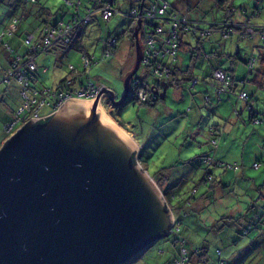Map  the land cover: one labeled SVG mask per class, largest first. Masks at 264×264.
Masks as SVG:
<instances>
[{"label": "water", "instance_id": "water-1", "mask_svg": "<svg viewBox=\"0 0 264 264\" xmlns=\"http://www.w3.org/2000/svg\"><path fill=\"white\" fill-rule=\"evenodd\" d=\"M139 25L123 95L105 91L114 108L141 62ZM161 87L151 92L163 99ZM44 118H31L0 147V264H124L168 236L162 192L98 97L67 99L37 126Z\"/></svg>", "mask_w": 264, "mask_h": 264}, {"label": "rangeland", "instance_id": "rangeland-1", "mask_svg": "<svg viewBox=\"0 0 264 264\" xmlns=\"http://www.w3.org/2000/svg\"><path fill=\"white\" fill-rule=\"evenodd\" d=\"M117 1L119 6L122 0ZM165 1L172 4L177 0ZM259 1L262 13L252 19V22L257 25L264 24V0ZM41 2L50 8L54 14L56 13L57 16L63 15L64 20L69 18L72 11L70 5H68L69 3L66 4L67 6L63 4L64 0H41ZM243 4L246 8L251 7L252 0H235L233 3L234 6ZM123 7L124 9L122 10L124 12V10H127V6L123 4ZM214 11H216V16L219 17L221 15V11ZM61 12L64 13L61 14ZM213 15L214 13L207 9L204 16L205 22H209ZM95 19L96 21L89 24L85 29L84 44L89 53L99 56L101 49L98 38L104 36L106 31L115 30L119 32L123 30L128 20L119 14L113 16L109 22ZM9 23L10 7L8 1L0 0V28L8 26ZM21 27L23 28V25ZM20 39L19 41L11 39L10 43L13 47L18 45L19 52L23 53L24 50L20 47ZM185 41L189 43L192 50L197 44L194 36H186ZM235 42H238V46L235 45ZM255 42L260 46H264V40L258 41V39H255ZM224 43L226 46L224 48L225 53L233 57L238 51L239 58L235 59L225 56L222 59L223 67L229 68L231 66L236 77L248 76L252 80L255 77V71L262 69L258 60V49L252 48V41L248 38L239 40L233 38L224 41ZM256 43L255 45H257ZM222 44L217 43L216 36L210 37V40H203V51L206 53L211 48L218 49ZM194 55H196L195 51ZM251 56L256 58V65L251 74H248V68L244 62ZM5 57L6 54L0 49V65L4 62ZM80 57L81 53L75 50H71L64 59L55 51L38 54L36 63L39 66L48 67L46 74L39 75L38 82L46 86L53 85L58 78L66 74V64L77 63ZM190 57L191 53L187 49L180 50L178 57L179 67L184 69L189 65ZM133 63L134 50L131 49L128 38L123 36L119 42L117 53L107 60L94 65L90 73L91 76L104 83L113 92L115 99L119 100L124 92L123 78L129 69L132 68ZM143 69L144 67L141 66L134 76L142 78ZM205 70L206 62L201 56L195 62L193 74L201 80L206 75ZM0 74H2V70H0ZM178 76L179 78L181 77V75ZM261 78L260 85L255 84L253 81L250 84H246L247 91L253 94L255 99V110L258 111L259 118L263 120L260 125L249 121V111L245 108L242 101L236 100L234 95H231L229 99L223 97L218 106H216L217 104L206 105L201 91L204 85L201 83L190 88L191 90H187L185 86L182 90H174L169 87L165 92L164 99H160L154 106L140 104L138 101H129L123 108L116 110V108L112 107L106 93L98 97L99 105L105 112L104 114L137 145V163L143 171H146L150 178L153 179L156 170L169 167H172V169L175 167L176 169L181 167L184 161L194 158L197 166L193 172H189L183 178V182L176 192L182 193V196L185 197L191 188L198 185L194 192V197L201 199L196 201L193 207L195 211L200 209L198 212L199 224L203 228H199L197 223L194 224L193 222V229L185 230L186 228L182 224V234L186 239L185 248L187 249L190 246H196L197 242H208L210 264H214L217 260L216 248L222 250V257L225 258L228 248L233 247L230 244L226 245L228 241L231 242L238 239V248H240L239 246L243 243H248L253 235V233H249L248 236L241 239L236 235L234 237L232 225L228 234L220 235L224 238L223 241L217 238H214V240L213 235H210L205 229L212 220L226 214L236 216L241 212L240 210L244 211L246 209H248L247 212L252 217H254V213L264 217V209L262 208L264 206V186L257 189V186L264 184V75ZM147 80L149 85L155 82L153 78H148ZM3 85L2 83L0 85L1 92L4 89ZM7 91L6 102H0V137L3 135L5 111L14 110L18 105L17 91L14 85L9 86ZM235 103H237L238 115L232 113ZM110 111H113V113H110ZM48 114L49 110L43 108L41 116H47ZM117 122L121 123L122 127ZM213 125H215L218 138L220 139L215 147L209 143L208 133L209 128ZM125 130L131 134H128ZM206 154H210L213 160H218L224 164L236 163L239 165L236 171H226L224 176H221L223 187L218 186L215 192H212L209 187L215 183L218 184L219 179L211 183H200L204 175V166L200 163V159H202V155ZM254 161L261 163L259 168L252 167ZM211 168L216 173L215 175L220 171L215 166ZM173 174H175L176 178L180 177L179 171L173 172ZM155 184L160 190L156 182ZM206 191L208 193L205 194ZM261 193L263 195L260 198ZM203 195H205V198H203ZM257 198L262 201L261 203H258L259 201L256 202L261 207L250 208L252 201L257 200ZM253 204L255 203L253 202ZM240 250H237V254L233 257L236 261L244 252ZM263 254L264 246L260 249H258V246L255 250L250 249L247 253L248 259H245L247 260L246 264H264ZM177 256L178 246L174 245L173 236L169 235L153 242L138 259L129 264H176L174 259ZM255 257L256 259H254Z\"/></svg>", "mask_w": 264, "mask_h": 264}, {"label": "trees", "instance_id": "trees-1", "mask_svg": "<svg viewBox=\"0 0 264 264\" xmlns=\"http://www.w3.org/2000/svg\"><path fill=\"white\" fill-rule=\"evenodd\" d=\"M7 1L10 7V23L8 26L6 25L0 28V49L6 54L4 62L0 65V70H2L0 84H4L5 87V90L3 89L4 95H2V97L7 96V89L9 87L7 85H14L17 91L18 105L14 110H12L9 118L3 121V135L0 137V147L4 145L6 139L8 138L4 131V125L12 120L13 115L21 102L20 86L17 82L16 75L14 74V71L16 68H18V65H21L23 69H27L25 63L30 58L34 56V62L36 63V56L38 54L47 53L50 51L58 52L60 57L63 59L71 50L79 51L81 55L84 54L88 56H96L93 53H89L84 44L86 27L92 22L96 21L95 18H97V20L109 22L113 16L118 14L128 20L126 27H124V29L119 32H116L115 30L106 31L104 36L98 38V42L102 54V40L105 38L109 39L116 37L117 42L111 49L112 56L117 53L119 42L122 37L126 36L131 49L134 50L135 61V39L133 33L134 27L137 25V19H140V25L138 29L139 31L137 35L142 52L139 68L141 66L144 67L143 76L142 78L133 76L131 79H139V83L136 87L146 90L151 98L150 101L139 102L140 104L154 106L155 103L160 100V97L158 95L152 94L151 91L152 88H154L161 92L162 82L165 83L167 88L171 87L176 90H182L184 86L187 90H191L190 88L201 83L204 85V89L201 91L206 105L217 104L216 106H218L223 97H227V99H229L231 95H234L236 100L242 101L245 108L249 111L248 119L250 122L260 125L263 121L259 118L258 111L255 110V99L253 94H250L246 89V84H250L252 81L257 85H260L262 80L261 77L264 75V46H260L255 42V39H258V41L264 40V24L257 25L252 22V19L258 17L262 13V7L259 0H252V6L248 8H246L244 4L234 6L233 3L235 0H177L172 4L167 3L165 0H122L120 1L121 3L119 6L117 0H78V2L77 0H64L65 2H63V4L67 6L66 4L69 3L68 5H70V8L72 9L67 20L63 19V15L57 16L56 13L54 14L50 8L41 2V0ZM107 3L112 4L113 8H115L117 12L108 20H105L101 17L100 12L102 7ZM123 4L127 6V10H124V12L122 10L124 9ZM152 4H155L156 6L166 4L167 7L165 8L164 13L159 15L153 21V23L150 24L149 19L145 18L144 16L145 10L149 9L150 5ZM132 9H136L135 14L129 15L128 13ZM207 9L214 13V15L211 17L212 19L206 23L204 16ZM214 10H217L218 12L221 11V15L219 17L216 16V11ZM91 11L93 14H90L91 21L89 23H82L79 26H74L73 29L68 30L64 34L63 38H57L51 47L42 49L43 47L41 45L36 51H33L28 48L30 46L24 43L27 34L33 33L35 35L34 43L38 44L42 38L47 35V30H64L67 26L72 25L75 22V19H82L86 14L91 13ZM63 13L64 12H61V14ZM12 24L16 25L13 29H11ZM174 24H176V26H174ZM21 25H23V28ZM184 28H186V31ZM247 29H251V31L247 32ZM186 36H194L196 38L197 44L193 50L190 48L189 43L185 41ZM213 36L217 37L218 44H223L219 47L217 46L218 49L211 48V50L205 53L203 51L202 42L203 40H210V37ZM148 37H152L153 39L152 43L150 44H148L146 41V38ZM19 38H21L20 47H22L24 50L23 53L19 52L17 48L18 45L13 47L10 43L11 39L19 41ZM65 38H67L66 41ZM233 38L238 40L248 38L253 43L252 48L255 47L258 49V60L262 66V69L255 71V77L252 80H250L248 76L236 77L231 66L229 68H224L222 65V59L225 56L235 59L239 58L238 51L233 57L228 56L225 53L224 48L226 46L224 41L228 39L231 40ZM255 43L257 45H255ZM237 44L238 42H235V45ZM171 45H174V47L172 48ZM183 49H187V51L191 53L190 63L184 69L180 68L178 65L179 52ZM194 51L196 55H194ZM201 56L206 62V70L204 71L206 75L200 80L194 76L193 69L195 67L196 60ZM79 63L80 59L77 63L66 64V74L59 81L54 82L51 86L42 85L38 82L39 75L46 74L48 67L39 66L36 63L37 68L35 71H27L28 74H31V78L29 79L30 87L41 90L44 88H53L56 85L59 86L61 85L60 83L66 79L73 77V72L68 68V65L72 64L74 67H76L79 65ZM244 63L248 68V74H251L256 65V58L252 56L248 57ZM44 67L47 68L45 72L42 71ZM131 69H129L128 72H130ZM216 71H221L224 74L225 83L220 82L215 78ZM178 75H181V77L179 78ZM148 78H153L155 82L149 85L147 80ZM206 78L210 80L208 81ZM130 82L131 88L132 81ZM129 101L137 102L128 94L122 105H120L116 110L123 108V106H125ZM236 104L237 103H235L232 113L238 115L239 112L236 109ZM45 108L49 110L47 107ZM110 113H113V111H110ZM50 118L51 115L35 123L37 126H41L45 124ZM118 124L121 126V123ZM125 132L128 131L125 130ZM128 133L131 134L130 132ZM208 133L209 143L215 147L217 142L220 140L218 138L215 125L209 128ZM136 155L137 153L134 152L133 161L137 160ZM195 163L196 161L194 158H190L184 161L183 165L179 168L175 169L174 167L172 169V167H169L156 170L155 176L153 177V180L160 187V191L162 192L163 198L165 200V205L168 207L172 215L167 232L168 236H173L174 245L178 246V256L174 259L176 264H210L208 257V242H197L196 246L193 245L187 249L185 248L186 239L182 234V224L183 227L186 228L185 230H192L194 227L193 222L194 224L197 223L199 228H203V226L199 224L200 219L198 217V212L200 209L195 211L193 207V204L201 199L194 197V192L198 185L191 188L185 197L182 196V193L176 192L177 188L181 186L183 178H185L189 172L194 171V168L197 166ZM200 163L204 166V175L201 178L200 183H211L212 181L219 179L218 184L215 183L209 187L212 192H215V189L217 190L218 186L223 187V180L221 179V176H224L226 171L231 170L234 172L239 167V165L236 163L224 164L218 160H213L210 154L202 155ZM260 164L261 163L259 161H254L252 163V167L257 169L260 167ZM212 166H215L216 169L220 170L217 175H215L216 173L211 168ZM176 171H179V178H176L175 174H173V172ZM262 186H264V184L257 186V189ZM206 193H208V191H206L205 194ZM262 195L263 194L261 193L260 198ZM203 198H205V195H203ZM257 201H259V198L252 201L249 207H259L260 205L256 203ZM253 202L255 204H253ZM261 202L262 201H259L258 203ZM262 208L264 209V206H262ZM240 211L241 212H239L236 216H230L228 214L222 215L220 218L212 220L211 223L205 228L210 235H213V239L217 238L220 241L224 240V238L220 235L228 234L232 225L234 228V231H232L234 237L236 235L241 239L242 237L248 236L249 233H253L248 243H240L241 246L239 247L244 252L237 261L234 260L233 257H235L237 254V250H240V248H238V239L236 241L233 240L226 243V245L230 244L233 247L228 248L225 258L222 257V250H220V248L215 249L217 260L214 264H246L247 260L245 259H248V251L250 249L255 250L257 246L258 249L264 246V217L258 216L257 213H254V217H252L247 212L248 209ZM190 222L191 224H189ZM149 247L150 245L142 249L124 264H129L138 259ZM183 250L185 251L184 255L187 259L184 262L179 263L183 254ZM254 259H256V257ZM233 261L235 262L233 263Z\"/></svg>", "mask_w": 264, "mask_h": 264}, {"label": "built area", "instance_id": "built-area-1", "mask_svg": "<svg viewBox=\"0 0 264 264\" xmlns=\"http://www.w3.org/2000/svg\"><path fill=\"white\" fill-rule=\"evenodd\" d=\"M138 1V0H134ZM78 2V0H77ZM166 4H162L156 6L155 4L150 5L149 9L145 10V18L149 19V23H153V21L164 13ZM136 9H132L129 11V15H134ZM117 11L113 8L112 4L107 3L101 9V17L105 20H108L112 15H114ZM91 13H88L82 19H75V22L72 25H69L64 30H56L49 29L46 36L42 38V40L35 44V35L33 33L27 34V37L24 43L30 47L29 49L36 51L41 45L42 49L51 47L53 42L59 38H63L64 34L73 29L74 26H79L82 23H89L91 21ZM184 20V18H183ZM177 23V22H176ZM16 25L12 24L11 29L15 28ZM176 26V24H174ZM186 28H184L185 30ZM188 29V28H187ZM46 31V32H47ZM139 31V30H138ZM186 31V30H185ZM251 29H247V32H250ZM9 34V32H8ZM67 38H65V41ZM148 44L152 43V37L146 38ZM117 42V38H105L102 40V54L99 57L94 55H81L80 63L78 66L74 67L72 64L68 65V68L73 72V77L66 79L59 86H55L53 88H44L41 90L30 87L29 79L31 78V74H28L27 71H35L37 66L34 62V56L30 58L25 66L27 69H23L21 65H18V68L15 69L14 74L16 75L17 82L20 86V105L16 109L13 118L11 121L4 125V131L7 134V137H10L15 133L22 125H24L31 118L37 119L41 117H47L52 113H55L60 105L67 99H96L99 96H102L106 90H109L103 83L98 81L96 77L91 76V69L94 65L99 62L110 58L111 49ZM169 42V41H167ZM173 48L174 45H171ZM148 52V51H146ZM156 54V53H155ZM47 68H43L42 71L45 72ZM215 78L220 82L225 83V76L221 71L215 72ZM132 87L130 88L129 83V95L133 97L138 102H147L150 101L149 93L146 90L136 87L139 83V79H131ZM47 107L50 110V113L47 116H41V111L43 108ZM182 242V241H181ZM182 257L180 258L179 263L184 262L187 258L184 255L185 251H182Z\"/></svg>", "mask_w": 264, "mask_h": 264}, {"label": "crops", "instance_id": "crops-1", "mask_svg": "<svg viewBox=\"0 0 264 264\" xmlns=\"http://www.w3.org/2000/svg\"><path fill=\"white\" fill-rule=\"evenodd\" d=\"M237 18H239V17H237ZM2 74H0V76H1ZM4 76V75H3ZM63 77V76H62ZM62 77H60V78H58L55 82H57V81H59ZM1 85V84H0ZM4 86V85H3ZM7 86H10V85H7ZM203 89H204V87H203ZM202 89V90H203ZM4 90H5V87H4ZM4 90L1 92V90H0V102H6V96H4V97H2V95H4ZM175 90V89H174ZM6 112V115L4 116V119L6 120V119H8L9 118V116H10V114H11V112H12V110L11 111H5ZM105 113V112H104ZM108 117V116H107ZM110 119V118H109ZM128 133V132H127ZM129 134V133H128Z\"/></svg>", "mask_w": 264, "mask_h": 264}, {"label": "flooded vegetation", "instance_id": "flooded-vegetation-1", "mask_svg": "<svg viewBox=\"0 0 264 264\" xmlns=\"http://www.w3.org/2000/svg\"><path fill=\"white\" fill-rule=\"evenodd\" d=\"M117 109V108H116Z\"/></svg>", "mask_w": 264, "mask_h": 264}]
</instances>
